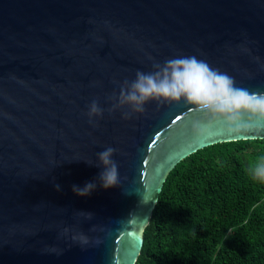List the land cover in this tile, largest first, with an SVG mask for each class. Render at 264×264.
<instances>
[{"label":"water","instance_id":"obj_1","mask_svg":"<svg viewBox=\"0 0 264 264\" xmlns=\"http://www.w3.org/2000/svg\"><path fill=\"white\" fill-rule=\"evenodd\" d=\"M193 54L264 92V0H0V264H135L180 161L264 139V121L247 117L195 135L207 117L183 103L89 122L93 98L107 109L137 70ZM108 145L120 183L103 189L94 163ZM90 181L89 195L73 193ZM81 233L87 244L72 239Z\"/></svg>","mask_w":264,"mask_h":264},{"label":"trees","instance_id":"obj_2","mask_svg":"<svg viewBox=\"0 0 264 264\" xmlns=\"http://www.w3.org/2000/svg\"><path fill=\"white\" fill-rule=\"evenodd\" d=\"M263 140L219 143L167 175L135 264H264Z\"/></svg>","mask_w":264,"mask_h":264},{"label":"clouds","instance_id":"obj_3","mask_svg":"<svg viewBox=\"0 0 264 264\" xmlns=\"http://www.w3.org/2000/svg\"><path fill=\"white\" fill-rule=\"evenodd\" d=\"M118 88V93L108 97L112 102L107 109L101 107L97 98L91 100L86 112L90 123L102 117L105 110L112 113L121 108L127 109L121 112V116L128 119L133 114L143 113L150 101L183 103L204 114L206 122L196 121L192 125L195 135L202 134L216 121L222 122L228 129L241 126L246 117L264 121V92L238 87L231 75L213 68L195 54L177 55L163 62L155 61L150 71L137 70L131 80L119 83ZM115 151L113 146L108 145L96 154L94 165L100 168L98 182L103 189L120 183L118 164L113 158ZM86 162L93 165L91 161ZM249 172L252 179L264 183V156L249 165ZM53 186L55 190H60L59 184ZM96 186L95 181H90L83 186L73 185L72 191L84 197ZM83 214L88 218L92 216L91 213ZM72 239L82 245L88 243V238L82 233Z\"/></svg>","mask_w":264,"mask_h":264}]
</instances>
